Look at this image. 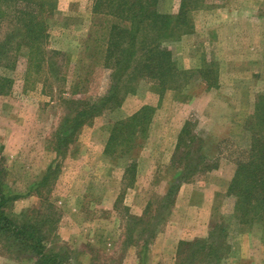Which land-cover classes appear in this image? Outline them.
Masks as SVG:
<instances>
[{"label": "rangeland", "instance_id": "rangeland-1", "mask_svg": "<svg viewBox=\"0 0 264 264\" xmlns=\"http://www.w3.org/2000/svg\"><path fill=\"white\" fill-rule=\"evenodd\" d=\"M92 5L57 0L46 45L64 54L56 61L60 75L27 82L23 48L9 54L17 59L13 70L0 60V76L12 82L0 94L3 185L6 193L22 197L9 211L20 216L41 206L46 212L33 189L58 163L61 169L44 194L59 219L47 249L68 264H179L181 250L184 264H264L261 227L241 226L235 199L227 194L236 168L229 151L248 148L244 123L264 94V0H191L189 31L166 43L177 69L187 74L185 87L179 94H159L138 83L118 108H105L85 125L62 158L53 151L67 114L60 98L71 97L75 79L82 84L76 98L84 94L89 101L106 95L110 85L99 58L83 55L92 44L91 30L93 37L103 20L92 14ZM180 5L158 0L156 9L176 16ZM7 25L0 28V41ZM145 106L152 109L146 131L130 154L117 145L106 155L112 125ZM129 165L134 170L128 180ZM199 241L206 243L203 255L195 254V245L179 250L180 242ZM29 257L0 242V264H32Z\"/></svg>", "mask_w": 264, "mask_h": 264}, {"label": "trees", "instance_id": "trees-1", "mask_svg": "<svg viewBox=\"0 0 264 264\" xmlns=\"http://www.w3.org/2000/svg\"><path fill=\"white\" fill-rule=\"evenodd\" d=\"M190 2L181 0L179 11L173 16L158 13V0H93L92 14L103 20L100 26H94L97 30L93 37L91 30L89 40L92 44L85 46L83 55L87 60L98 57L99 65L110 72L109 90L106 95L92 101L83 97L84 94L76 98L82 84L75 79L71 97L60 98L67 106V114L53 137V151L57 156L64 158L68 149L76 143L82 128L105 108H118L123 95L133 93L138 83L150 84L151 89L159 94L166 90L179 94L187 84V74L177 69L166 43L189 31L190 5L187 4ZM56 13L57 0H0V28L6 23L9 25V31L0 41L1 65L13 70L17 59L12 61L9 54L16 48L20 49L19 52L25 49L27 82L32 76L52 78L60 75L61 66L56 61L64 54L50 50L46 45L50 28L48 22ZM11 84V80L0 76V94H7ZM151 110L145 106L133 116L114 123L105 145V154H112L120 145L124 154L129 155L137 137L140 138L146 131L145 121ZM244 130L249 137L248 148L236 149V154L229 151L227 157L236 167L227 194L235 199L234 214L238 223L244 227L259 225L264 236V94L257 96L253 114L245 121ZM187 131L185 125L181 133L184 135ZM186 154L189 155L188 152ZM59 169L61 165L58 163L49 165L33 189L41 202L46 204V212H40V206L16 216L9 210L22 197L4 191L5 172L0 164V242L30 254L32 264H68L69 261L47 249L59 219L56 209L44 194L49 192L48 187ZM133 170L131 165L126 168L128 180L133 176ZM178 180L183 179L180 176ZM197 244L201 246L197 247ZM194 245L196 255H203L207 250L205 241L180 242L179 250ZM185 252L181 250L179 264H184Z\"/></svg>", "mask_w": 264, "mask_h": 264}]
</instances>
